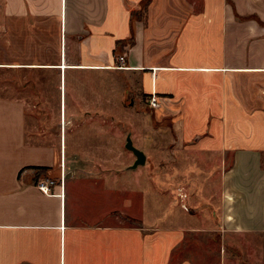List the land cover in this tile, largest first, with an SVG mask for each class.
Listing matches in <instances>:
<instances>
[{
  "label": "crops",
  "instance_id": "0c3cea01",
  "mask_svg": "<svg viewBox=\"0 0 264 264\" xmlns=\"http://www.w3.org/2000/svg\"><path fill=\"white\" fill-rule=\"evenodd\" d=\"M127 1L0 0V264H224L220 250L206 254L197 242L264 233V0H151L133 19L144 0ZM132 26L134 44L119 50ZM103 70L136 76L147 106L169 118L176 137L149 143L173 145L175 176L187 159L188 167L219 161L208 226L112 225V184L102 190L65 138L68 74L75 103L80 73L99 80ZM57 86L54 142L36 129L52 126L38 114ZM192 188L178 181L175 197L184 202Z\"/></svg>",
  "mask_w": 264,
  "mask_h": 264
},
{
  "label": "rangeland",
  "instance_id": "374dc122",
  "mask_svg": "<svg viewBox=\"0 0 264 264\" xmlns=\"http://www.w3.org/2000/svg\"><path fill=\"white\" fill-rule=\"evenodd\" d=\"M125 1L131 6L127 0ZM150 2L151 0L148 4ZM139 6L137 14L143 18L146 16L147 5L140 3ZM82 74L84 79L83 85L80 84L78 87V101L75 100L74 103L71 97L75 80L73 73L68 74L65 91L63 90L67 105L66 149L68 153L77 150L82 157L86 156L84 162L86 168L100 175L102 190L104 186L112 184V225L127 226L138 223L147 227L161 225L186 227L192 223L208 226L204 221L208 211L204 207L206 208V204L210 201L216 202L215 197L209 200L208 194L215 189L217 182L215 175L209 176V174L216 170L217 166L219 169V161L211 163L197 161L196 166L188 167L191 160L187 159V166L182 169L181 176H175L178 170L176 171L174 155H172L173 145H165V150L156 151L153 150L156 147L155 142L153 141V144L149 142L152 140L150 138L161 136L162 133L170 137H176V134L171 128L168 117L157 118L153 110L147 106L145 95L138 89L137 77L128 76L122 70H103L99 73V80L91 71L80 73ZM53 91L54 96L51 92V97L45 103L49 108L45 111L42 109L44 112L38 114L46 118L47 125L52 124V126L47 129L38 126L36 130L38 137L40 134L41 137L45 135L55 142L60 132L57 128L60 99L58 86ZM73 124L78 126L74 128ZM128 134L134 146L148 155V161L134 169L128 168L135 160L132 151L125 147ZM161 151H164L162 156L159 155ZM178 181L193 186L184 202L179 197H175L174 187ZM162 184L168 188L166 194L158 189V185ZM141 189L144 191L143 198L137 193ZM195 189L196 192L199 190L196 194H194ZM128 199L130 202L126 204ZM181 201L186 204L182 207L189 211L183 210ZM123 208L128 211V215L123 212ZM146 233L150 234L151 231ZM202 243L205 244L206 254L216 256L217 251L220 250L225 257L224 264H264V233L229 232L223 243L220 239H213L197 242V247L202 248Z\"/></svg>",
  "mask_w": 264,
  "mask_h": 264
},
{
  "label": "water",
  "instance_id": "95a60500",
  "mask_svg": "<svg viewBox=\"0 0 264 264\" xmlns=\"http://www.w3.org/2000/svg\"><path fill=\"white\" fill-rule=\"evenodd\" d=\"M125 147L127 149L131 150L132 153H133V155H134V157H135V160L133 161V163L130 166H128V168L134 169V168H136L139 165H144L145 164L146 155L143 152V150H141V149L137 148L136 146H134L130 134H128L126 136V144H125Z\"/></svg>",
  "mask_w": 264,
  "mask_h": 264
},
{
  "label": "built area",
  "instance_id": "2783aa9c",
  "mask_svg": "<svg viewBox=\"0 0 264 264\" xmlns=\"http://www.w3.org/2000/svg\"><path fill=\"white\" fill-rule=\"evenodd\" d=\"M125 54H118L116 57L117 60V68H124L125 67V58H124ZM148 105L151 108H156L159 106V101H158V97L156 96L155 93H151L150 97L148 98ZM51 183V181L49 182ZM39 187L42 191L47 192L48 191V185L44 184V183H40Z\"/></svg>",
  "mask_w": 264,
  "mask_h": 264
},
{
  "label": "trees",
  "instance_id": "16d2710c",
  "mask_svg": "<svg viewBox=\"0 0 264 264\" xmlns=\"http://www.w3.org/2000/svg\"><path fill=\"white\" fill-rule=\"evenodd\" d=\"M149 1L150 0H144L142 3H141V5L143 4V3H145V5H148V3H149ZM135 13H137L136 11H134V12H132L131 13V16H132V19H133V15L135 14ZM134 41H135V37H134V29H133V26H132V33H131V36L129 37V38H127V39H124V40H117L116 41V48H118L119 50H121L122 49V47L124 46V45H128V46H132L133 44H134ZM33 168V167H32ZM34 168H41V169H44V167H34Z\"/></svg>",
  "mask_w": 264,
  "mask_h": 264
},
{
  "label": "bare ground",
  "instance_id": "6f19581e",
  "mask_svg": "<svg viewBox=\"0 0 264 264\" xmlns=\"http://www.w3.org/2000/svg\"><path fill=\"white\" fill-rule=\"evenodd\" d=\"M61 67V66H60ZM64 68L66 67V66H63Z\"/></svg>",
  "mask_w": 264,
  "mask_h": 264
}]
</instances>
